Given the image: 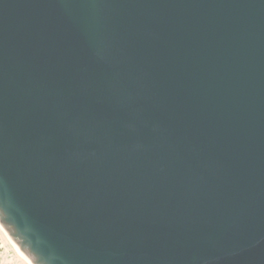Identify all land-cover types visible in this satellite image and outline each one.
Returning a JSON list of instances; mask_svg holds the SVG:
<instances>
[{
  "label": "water",
  "instance_id": "obj_1",
  "mask_svg": "<svg viewBox=\"0 0 264 264\" xmlns=\"http://www.w3.org/2000/svg\"><path fill=\"white\" fill-rule=\"evenodd\" d=\"M0 226L31 264H264V0H0Z\"/></svg>",
  "mask_w": 264,
  "mask_h": 264
},
{
  "label": "rangeland",
  "instance_id": "obj_2",
  "mask_svg": "<svg viewBox=\"0 0 264 264\" xmlns=\"http://www.w3.org/2000/svg\"><path fill=\"white\" fill-rule=\"evenodd\" d=\"M0 264H29L16 250L8 235L0 226Z\"/></svg>",
  "mask_w": 264,
  "mask_h": 264
},
{
  "label": "bare ground",
  "instance_id": "obj_3",
  "mask_svg": "<svg viewBox=\"0 0 264 264\" xmlns=\"http://www.w3.org/2000/svg\"><path fill=\"white\" fill-rule=\"evenodd\" d=\"M10 241L12 242V244L14 245V247L16 248V250L20 253V255L22 257H24L29 262V264H31V262L23 255V253L19 250V248L16 246V244L11 239H10Z\"/></svg>",
  "mask_w": 264,
  "mask_h": 264
}]
</instances>
